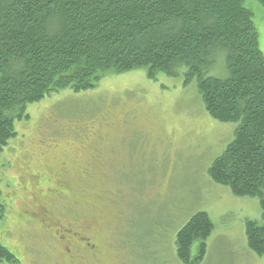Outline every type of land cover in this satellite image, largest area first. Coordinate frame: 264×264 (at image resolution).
<instances>
[{
    "label": "rangeland",
    "instance_id": "obj_1",
    "mask_svg": "<svg viewBox=\"0 0 264 264\" xmlns=\"http://www.w3.org/2000/svg\"><path fill=\"white\" fill-rule=\"evenodd\" d=\"M245 6L264 54V9ZM26 111L0 148V245L15 264H181L175 237L197 212L215 227L200 264H264L246 236L260 202L208 171L238 125L210 117L195 84L141 69Z\"/></svg>",
    "mask_w": 264,
    "mask_h": 264
},
{
    "label": "trees",
    "instance_id": "obj_2",
    "mask_svg": "<svg viewBox=\"0 0 264 264\" xmlns=\"http://www.w3.org/2000/svg\"><path fill=\"white\" fill-rule=\"evenodd\" d=\"M248 1L0 0V148L17 136L15 122L29 118L27 106L52 93L94 90L141 69L150 80L182 78L196 85L210 117L238 125L208 171L235 196L260 202L263 223L247 221L246 236L262 258L264 54ZM214 228L206 212L193 214L175 237L178 261L203 262ZM0 261L18 263L1 245Z\"/></svg>",
    "mask_w": 264,
    "mask_h": 264
},
{
    "label": "flooded vegetation",
    "instance_id": "obj_3",
    "mask_svg": "<svg viewBox=\"0 0 264 264\" xmlns=\"http://www.w3.org/2000/svg\"><path fill=\"white\" fill-rule=\"evenodd\" d=\"M88 246L90 247V249H92V248H93V246H91L90 244H89Z\"/></svg>",
    "mask_w": 264,
    "mask_h": 264
}]
</instances>
